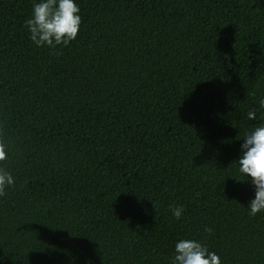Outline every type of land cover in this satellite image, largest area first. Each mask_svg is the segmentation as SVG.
Instances as JSON below:
<instances>
[{
	"label": "trees",
	"instance_id": "1",
	"mask_svg": "<svg viewBox=\"0 0 264 264\" xmlns=\"http://www.w3.org/2000/svg\"><path fill=\"white\" fill-rule=\"evenodd\" d=\"M38 2L0 0V264H171L184 238L264 264L235 162L264 123V0H75L58 55L25 28Z\"/></svg>",
	"mask_w": 264,
	"mask_h": 264
},
{
	"label": "clouds",
	"instance_id": "2",
	"mask_svg": "<svg viewBox=\"0 0 264 264\" xmlns=\"http://www.w3.org/2000/svg\"><path fill=\"white\" fill-rule=\"evenodd\" d=\"M80 8L75 0H40L33 4L32 15L25 21V28L29 32V38L37 47H48L52 54H59L56 50L67 47L75 41L80 32L82 17ZM264 107V99L259 101ZM249 120H256L255 109L247 113ZM242 139V155L235 161L238 163V171L246 180L237 182H250L255 187V198L248 205L250 215L255 217L264 212V123L244 133ZM10 144L0 134V164L8 159ZM15 178L5 168L0 167V197L7 195V189L14 187ZM154 207L158 212L157 205ZM173 216L179 220L184 211L183 206L170 205ZM209 235L213 230L205 228ZM171 264H222L220 257L208 250L201 242L195 239H180L175 244L174 255Z\"/></svg>",
	"mask_w": 264,
	"mask_h": 264
}]
</instances>
